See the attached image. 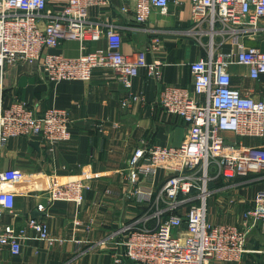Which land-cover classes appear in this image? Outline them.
<instances>
[{"label": "built area", "instance_id": "obj_1", "mask_svg": "<svg viewBox=\"0 0 264 264\" xmlns=\"http://www.w3.org/2000/svg\"><path fill=\"white\" fill-rule=\"evenodd\" d=\"M47 1L0 0V82L5 65L16 63H39L42 75L51 83L88 82L97 69L115 72L126 89L143 68L159 79L157 64H147L150 48L125 56L120 32L89 20L90 9L107 10L112 0H67L54 15H46ZM126 1L135 5L138 24L147 22L153 9L164 15L169 6V0ZM180 2L190 7L191 31L209 37L208 53L206 58L189 64L192 93L167 86L158 101L166 114L187 123L186 140L178 147L142 142L127 161L124 186L128 198L138 201L141 215L122 227L125 239L116 264L123 259L134 264L235 263L246 253L251 232L264 228V190L255 195L252 208L242 214L244 225L214 226L207 219L210 182L264 172V149L231 145L223 137L225 133L244 138L264 136V99L256 101L236 91L228 73L232 64H238L249 68L250 78L257 80L264 75V51L246 48L242 43L246 38L264 36V0ZM120 12L128 13V9L122 7ZM215 35L223 43L229 39L233 47L225 50L219 44L215 48ZM102 41L103 48L87 50V44ZM63 42L78 43L79 55L69 58L47 53ZM157 42L154 38L151 43L156 46ZM137 100L129 94L122 106ZM69 123L65 110L52 108L37 117L26 103L16 102L0 109V146L7 139L26 137L42 140L52 150L69 140ZM159 174L163 183L156 188ZM17 179L14 170L0 172V218L14 208ZM84 189L88 188L80 182L53 181L50 198L80 205ZM28 228L35 240L53 242L40 221L30 219ZM26 239L24 230L4 231L0 225V251L7 248L18 255Z\"/></svg>", "mask_w": 264, "mask_h": 264}, {"label": "crops", "instance_id": "obj_2", "mask_svg": "<svg viewBox=\"0 0 264 264\" xmlns=\"http://www.w3.org/2000/svg\"><path fill=\"white\" fill-rule=\"evenodd\" d=\"M66 2L48 0L46 15H54ZM122 7L128 13H121ZM134 7L126 0H112L109 9H90L88 17L93 23L113 26L120 32L125 56L150 48L147 64H157L159 79L149 76L148 69L143 68L126 89L115 72L97 69L88 82L51 83L42 75L39 63L5 65L0 109L23 102L37 117L52 108L65 110L70 118V137L52 150L44 141L26 137L7 139L0 146V172L14 170L18 176L14 208L1 215L0 225L4 231L24 230L28 237L18 255H12L7 248L1 250L0 264H116L125 239L122 227L141 215L138 201L128 198L123 182L128 159L142 142L178 147L186 140L187 123L166 114L158 101L167 86L192 93L189 64L207 57L209 37L191 31L190 7L180 0H169L164 15L153 9L144 24L135 21ZM154 38L158 40L156 46L151 43ZM213 42L215 48L219 44L225 50L233 47L229 39L223 43L218 35ZM242 43L246 48L264 51V36L246 38ZM104 46L103 41L89 43L87 50ZM47 53L75 58L79 45L63 42ZM228 73L236 91L256 101L264 99V75L257 80L250 78L249 68L238 64H232ZM129 94L138 100L123 107ZM223 137L231 145L264 149V136L244 138L225 133ZM53 181H75L86 186L82 203L51 200ZM155 183L156 188L162 187L161 174ZM208 188V222L214 226L244 225L242 214L252 208L255 195L264 190V172L229 181L218 179ZM30 219L46 226L52 243L33 238L28 228ZM245 248L239 262L209 264H264V228L251 232ZM121 264L134 263L123 259Z\"/></svg>", "mask_w": 264, "mask_h": 264}, {"label": "water", "instance_id": "obj_3", "mask_svg": "<svg viewBox=\"0 0 264 264\" xmlns=\"http://www.w3.org/2000/svg\"><path fill=\"white\" fill-rule=\"evenodd\" d=\"M33 144H34L35 146H38V142H34Z\"/></svg>", "mask_w": 264, "mask_h": 264}]
</instances>
